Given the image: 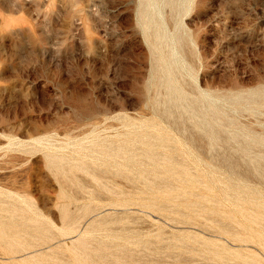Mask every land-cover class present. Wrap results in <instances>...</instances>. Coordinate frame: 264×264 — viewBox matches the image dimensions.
Masks as SVG:
<instances>
[{
	"label": "rangeland",
	"instance_id": "rangeland-1",
	"mask_svg": "<svg viewBox=\"0 0 264 264\" xmlns=\"http://www.w3.org/2000/svg\"><path fill=\"white\" fill-rule=\"evenodd\" d=\"M0 264H264V0H0Z\"/></svg>",
	"mask_w": 264,
	"mask_h": 264
}]
</instances>
